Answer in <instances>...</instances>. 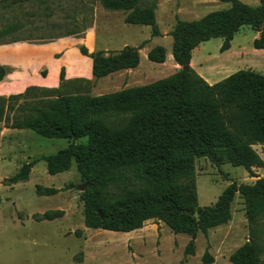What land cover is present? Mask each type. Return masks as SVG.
Listing matches in <instances>:
<instances>
[{
    "label": "trees",
    "instance_id": "trees-1",
    "mask_svg": "<svg viewBox=\"0 0 264 264\" xmlns=\"http://www.w3.org/2000/svg\"><path fill=\"white\" fill-rule=\"evenodd\" d=\"M29 0H2L5 7ZM42 1V0H41ZM229 7L208 12L194 20L175 17L172 55L181 67L189 65L192 50L211 38H222L220 50L230 47L234 35L249 27L259 32L255 48H264V0L249 5L240 0H220ZM109 10L126 11L125 21L149 25L152 36L160 35L155 18V3L141 7L139 0H100ZM23 27L18 21L0 26V44L25 41L15 35ZM81 31L72 30L68 35ZM139 47L126 45L105 53L81 54L92 59L95 78L133 68L139 64ZM165 48L156 45L147 57L153 62L165 60ZM5 69L0 65V80ZM64 78L56 88L27 87L23 92L0 96V121L13 108L19 112L11 126L29 129L49 137L67 139V145L44 155L49 174L68 170L72 163L83 182V222L86 227L111 231H132L149 219L164 222L172 232L195 238L210 228L227 223L236 193L244 200L250 228V240L230 256L233 264H260L262 245L257 239L258 225L264 220V179L253 167L264 161L253 147L264 144V75L239 69L209 84L194 69L180 68L175 73L150 83L123 88L95 96L61 93ZM70 81V80H68ZM82 81V80H74ZM47 90L54 95L27 100L33 90ZM204 157L220 166H243L254 183H229L214 204L199 206L195 182V160ZM31 164H24L12 181L26 179ZM58 189L36 185L38 195H53ZM58 211H46L41 219H53ZM78 233V232H76ZM186 253H194L190 240ZM208 253L203 255L208 260ZM210 258V257H209Z\"/></svg>",
    "mask_w": 264,
    "mask_h": 264
},
{
    "label": "rangeland",
    "instance_id": "rangeland-1",
    "mask_svg": "<svg viewBox=\"0 0 264 264\" xmlns=\"http://www.w3.org/2000/svg\"><path fill=\"white\" fill-rule=\"evenodd\" d=\"M240 1L258 5L261 0ZM152 3H155L160 31L156 36H152L151 26L127 23L126 11L106 9L100 0H29L7 7L0 0V26L13 21L22 23L23 27L15 36L29 43L68 38V54L79 50L81 45L89 52L102 50L106 54L126 45L145 49L162 45L171 52L170 31L176 16L194 20L230 5L220 0H139L141 7ZM85 27L77 35H68L72 30L81 31ZM258 35L259 32L251 28L242 27L224 51L220 50L222 38L204 41L193 52L195 65L206 69L204 75L217 73L216 82L239 69H251L264 75V48L253 46ZM148 64L156 65L142 57L141 67L147 73L138 85L170 75L169 72L159 74L158 69L151 70ZM110 74L82 81H63L59 89L61 93L91 96L113 92L119 86L108 81L114 76ZM135 75L139 78L141 73ZM116 79L123 81L124 78ZM53 95L47 90L35 89L25 97L33 101ZM24 99L13 101V108L0 121V264H233L231 254L250 240L252 226L239 193L232 201L230 220L210 228L206 234L198 232L194 239L185 233L172 232L156 219L146 220L141 228L127 232L86 227L79 189L84 182L75 164L66 171L49 174L42 159L65 147L67 139L49 138L11 126L13 116L19 113L16 106ZM261 158L264 159V154ZM24 164H31L27 178L12 181V176ZM256 170L258 177L261 175L264 179V165ZM256 179L243 166L224 163L218 167L207 158L195 160L199 206L214 204L232 181L250 184ZM37 184L55 187L58 192L38 195ZM46 211L59 213L53 219H41ZM257 229V239L263 247L260 264H264V220ZM190 240L194 243L193 254L186 253ZM205 253L208 260L203 259Z\"/></svg>",
    "mask_w": 264,
    "mask_h": 264
},
{
    "label": "crops",
    "instance_id": "crops-1",
    "mask_svg": "<svg viewBox=\"0 0 264 264\" xmlns=\"http://www.w3.org/2000/svg\"><path fill=\"white\" fill-rule=\"evenodd\" d=\"M199 45L192 50L189 67L194 69L209 84H213L216 82L218 74L204 75L206 69H200L197 67L198 65H195L193 52ZM149 49L139 48V64L133 68L112 72L111 74L114 76H110L111 78H108V81H113V85L119 86L117 90L139 86L138 82L143 80L144 74L147 73L141 67V59L142 57L148 59L147 53ZM165 52L166 55L163 62H155L156 65L148 64V67L151 70L158 69L159 74L169 72L171 75L178 71L181 66L174 60L172 50L168 52L165 48ZM0 65L5 69L4 77L0 80V96L20 93L30 86L56 88L60 84L61 68H64V78L67 82L68 80H87L93 76L92 59L90 57L81 54L76 49L68 54V38H60L46 43L18 41L0 44ZM136 73H141L139 78L135 75ZM122 76L124 78L123 81L116 79ZM147 77L149 78V75ZM125 81H128V83L125 84ZM253 147L262 157L264 144H256ZM259 168L253 167V171L256 173L258 172L256 169Z\"/></svg>",
    "mask_w": 264,
    "mask_h": 264
},
{
    "label": "water",
    "instance_id": "water-1",
    "mask_svg": "<svg viewBox=\"0 0 264 264\" xmlns=\"http://www.w3.org/2000/svg\"><path fill=\"white\" fill-rule=\"evenodd\" d=\"M181 68H182V70H188V69H189V65H184V66H182ZM85 186H86V183L84 182L83 184H81V185L79 186V189L83 191L84 188H85Z\"/></svg>",
    "mask_w": 264,
    "mask_h": 264
}]
</instances>
